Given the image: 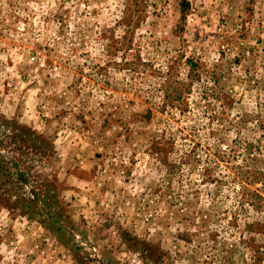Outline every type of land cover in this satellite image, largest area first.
Returning <instances> with one entry per match:
<instances>
[{
  "label": "rangeland",
  "instance_id": "obj_1",
  "mask_svg": "<svg viewBox=\"0 0 264 264\" xmlns=\"http://www.w3.org/2000/svg\"><path fill=\"white\" fill-rule=\"evenodd\" d=\"M0 264H264V0H0Z\"/></svg>",
  "mask_w": 264,
  "mask_h": 264
}]
</instances>
